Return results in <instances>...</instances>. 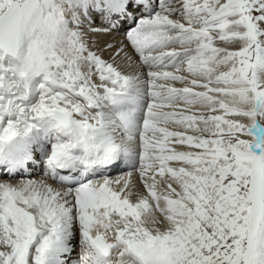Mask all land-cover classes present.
Here are the masks:
<instances>
[{"label":"snow or ice","instance_id":"6c2138e0","mask_svg":"<svg viewBox=\"0 0 264 264\" xmlns=\"http://www.w3.org/2000/svg\"><path fill=\"white\" fill-rule=\"evenodd\" d=\"M0 264H264V0H0Z\"/></svg>","mask_w":264,"mask_h":264},{"label":"bare ground","instance_id":"6f19581e","mask_svg":"<svg viewBox=\"0 0 264 264\" xmlns=\"http://www.w3.org/2000/svg\"><path fill=\"white\" fill-rule=\"evenodd\" d=\"M122 39H123L122 34L115 35V36H110V37H99V40H100L101 44H103L104 41H113V40L118 41V40H122Z\"/></svg>","mask_w":264,"mask_h":264}]
</instances>
